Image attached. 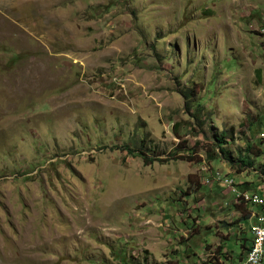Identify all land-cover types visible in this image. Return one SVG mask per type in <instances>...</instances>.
I'll list each match as a JSON object with an SVG mask.
<instances>
[{
	"label": "rangeland",
	"instance_id": "1",
	"mask_svg": "<svg viewBox=\"0 0 264 264\" xmlns=\"http://www.w3.org/2000/svg\"><path fill=\"white\" fill-rule=\"evenodd\" d=\"M227 177L264 197V0H0V264H235Z\"/></svg>",
	"mask_w": 264,
	"mask_h": 264
},
{
	"label": "trees",
	"instance_id": "2",
	"mask_svg": "<svg viewBox=\"0 0 264 264\" xmlns=\"http://www.w3.org/2000/svg\"><path fill=\"white\" fill-rule=\"evenodd\" d=\"M183 97L185 99L187 109L190 110L191 108H194L195 119L197 121H200V118L202 116V106L199 104V102L197 104H194L195 98L197 97V94L195 93L194 89H191L189 91L184 92ZM226 138H227V133H222L220 135V137L217 138V141L219 143V148H221L220 149L221 153L224 155H226V151H225V149H223V145L226 144ZM146 141L149 143H152L151 141H148L147 139H143L141 141V147H143L144 144H147ZM122 150L126 151L127 154H129L131 156H140L146 166L153 165L156 162L159 164H167L170 161H177V160H183V161H189V162H196V161L200 162L201 161L200 158H196L193 155V154H195L194 149H192V152H190V153L188 152V153H185V154L179 155V156L178 155H171L167 159H160L158 157H150L146 152H143V151H137L136 152V151H133L129 147H125ZM246 150H247V152H252L253 147L248 146ZM207 156H208L209 160H216L217 159L216 153H213L212 155L208 154ZM255 156L260 157V156H262V154L256 153ZM240 161L245 167H252L254 165V161H252L250 159V157H247V156H245L244 158H241ZM244 191H249V190H244ZM236 208L240 212L243 211V216L241 218L242 221H247L250 219L251 210L248 211L247 209H245L243 206H240V205H237ZM263 208H264V205H263ZM244 240H245V242H248L247 239H244ZM242 248H246V244H243ZM220 250H222V249H220Z\"/></svg>",
	"mask_w": 264,
	"mask_h": 264
},
{
	"label": "built area",
	"instance_id": "3",
	"mask_svg": "<svg viewBox=\"0 0 264 264\" xmlns=\"http://www.w3.org/2000/svg\"><path fill=\"white\" fill-rule=\"evenodd\" d=\"M218 181H221L219 178ZM227 187L232 188V193L238 202H244L253 208L261 209L260 213L253 209V226H250L252 240L247 248L245 255L238 259L235 264H264V197L251 191H241L237 189L236 182L227 177L224 180Z\"/></svg>",
	"mask_w": 264,
	"mask_h": 264
},
{
	"label": "crops",
	"instance_id": "4",
	"mask_svg": "<svg viewBox=\"0 0 264 264\" xmlns=\"http://www.w3.org/2000/svg\"><path fill=\"white\" fill-rule=\"evenodd\" d=\"M251 237V236H250ZM250 246V242L248 241V242H246V248L245 249H243V252H242V254L241 255H245V252H246V250H247V248ZM240 255L238 256V258H237V261H238V259H240Z\"/></svg>",
	"mask_w": 264,
	"mask_h": 264
},
{
	"label": "bare ground",
	"instance_id": "5",
	"mask_svg": "<svg viewBox=\"0 0 264 264\" xmlns=\"http://www.w3.org/2000/svg\"><path fill=\"white\" fill-rule=\"evenodd\" d=\"M263 205H264V199H263Z\"/></svg>",
	"mask_w": 264,
	"mask_h": 264
}]
</instances>
